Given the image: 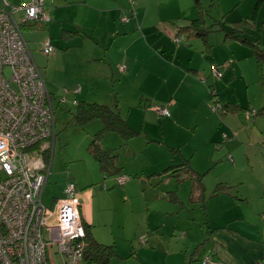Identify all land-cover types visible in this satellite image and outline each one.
Returning <instances> with one entry per match:
<instances>
[{
    "label": "crops",
    "instance_id": "crops-1",
    "mask_svg": "<svg viewBox=\"0 0 264 264\" xmlns=\"http://www.w3.org/2000/svg\"><path fill=\"white\" fill-rule=\"evenodd\" d=\"M5 1L7 0H3V5ZM59 2L60 6L69 9L76 7L73 17H64L62 20L74 23L80 31L89 32L97 43L96 54L98 49L100 54L104 51L103 57L101 55L93 57L95 62L109 64V50L107 51L106 46L99 41L102 30V33L109 32L112 40L120 39L122 36L130 38L128 46L121 48L123 57L114 61L123 60L127 63H124L126 68L121 73L129 72L128 75H131L137 65L144 62L145 65L152 63L150 58L157 57L156 67L164 69L166 71L164 74L178 77L175 90L169 93L148 92L144 105L146 115L139 130L132 126L128 118L121 113V107H118L122 117L138 133L125 141L118 133L109 132L97 143L103 149H113L118 155L119 174L104 172L88 147L94 140L95 134L104 126L101 120L98 130V125L94 124L95 129L91 135L92 140L87 145L86 154L78 155V159L77 157L69 159V162H81L76 168L70 169L68 181H74L79 191L77 195L80 199L83 223L98 242L114 248L115 254L106 264H203L206 258L210 259L211 264H264V111H261L264 106V55L261 59H257L255 53L253 55L252 51L245 48L249 45L253 52H256L253 44L227 36V31H232L234 23L239 20L233 21L232 27L228 29L222 24V29L217 27L216 31L219 34L215 40H210L213 44L217 42L218 51L214 54L213 49L207 52L211 53L212 60L218 64L224 61L231 63L228 65L231 69L222 77L226 80V84L231 82L227 86L232 87L233 99L225 98L224 114L220 116L210 112L207 105L208 88L211 85H218V82H212V79L207 82L211 73H200L202 63L193 62V58L197 60L199 51L196 48L191 50L193 49L191 47L202 45V42L197 40L200 37L191 34L187 37L188 44L182 43L181 40L176 41L177 37L181 39L182 34H190L182 27L188 26L190 21L199 15V7L194 0L192 3L188 0L159 2L155 0L158 6L153 16L151 11L142 14L141 9L135 8L133 18L127 22H123L120 18L123 7L120 0L118 3L116 0H59ZM263 3L264 0H258L254 5V13L242 18H251L254 25L245 24L247 26H244L241 32L251 34L245 37L264 51V21L261 23L258 35L254 36L252 33V30L258 27L257 17L262 11L260 8ZM3 5L0 4V7ZM124 10L127 11L125 5ZM149 14L152 16L150 21ZM155 18H157L156 24H154ZM63 31L66 33L69 29ZM48 40L52 42L51 38ZM175 41L180 43L175 44ZM111 42L113 41L109 44H113ZM209 42H205L206 47L209 46ZM55 52L56 48L53 53ZM242 59L249 61L251 65L249 70L239 63ZM119 65L123 64H118L120 70ZM199 74H201L200 79L197 78ZM255 82L262 85L251 88V84ZM180 86L186 88L179 92L177 88ZM100 90L101 85L99 92L105 95V99H99L102 100L99 103L112 108H116V105L120 106L121 100L117 93L112 97L108 94V90L105 89L104 92ZM83 91L85 92L82 93ZM50 93L54 104V94L51 91ZM79 93H82L80 95L82 100L74 99L76 107L81 102L98 103L90 101L98 98L91 97L89 88L85 89L81 86L80 91H74L75 95ZM146 93L141 92V99L136 95L130 103L131 107L135 105L141 107L142 105L139 104ZM62 99L66 104V97ZM150 103H156L157 106L167 105L170 116L159 115L155 108H150ZM147 124L153 126L155 130L151 131ZM186 126L188 129L193 127L192 134L198 137L193 142V146L189 147L190 150L186 144L191 135L186 138L182 131ZM205 127H208L206 135ZM204 142L207 144V150L204 149ZM153 144L159 145L160 148L164 147L165 150L155 154L150 151ZM196 155L198 157L195 160ZM49 161L52 162V156ZM184 162L190 165L191 173L183 172L180 177H176L167 171L169 166ZM201 163L209 166V169L222 167L223 173L217 177L218 181H215L211 189L210 198L218 196L219 202L224 205L223 208H228V211L223 215V223L217 224L212 232L208 231V237L203 239L208 246L205 259L190 257L189 260L188 257L194 255L190 253L193 245H189L191 248L185 251L183 246L186 241L190 244L197 242L193 241L194 236L189 235V230L185 229L187 232L184 233V237L178 235L183 241L180 243V248L172 249L166 244L165 228L173 224V228L177 230L176 219L181 215L182 199L173 187L169 190H159L160 192L157 190L162 180H166L169 185L170 178L180 180L184 173L192 179L201 175L198 173L202 172L201 169L197 168ZM121 174L128 175V178L119 184L116 179ZM54 182H58L60 188L53 195L51 204L63 197L65 189L63 181L56 178ZM219 183H224L229 188L214 193ZM203 185L202 189L198 184L196 200L202 202L206 208L207 186L204 181ZM209 218V228L214 227L211 221L216 217L209 216ZM88 264L99 263L88 262Z\"/></svg>",
    "mask_w": 264,
    "mask_h": 264
},
{
    "label": "rangeland",
    "instance_id": "rangeland-1",
    "mask_svg": "<svg viewBox=\"0 0 264 264\" xmlns=\"http://www.w3.org/2000/svg\"><path fill=\"white\" fill-rule=\"evenodd\" d=\"M26 1L27 0H7V2L12 5H19L21 3H25ZM116 1L118 3V0ZM157 1L159 2L161 0ZM257 1L258 0H201L199 11L202 17H204L205 25L211 26L212 24H215V26L205 35L206 40H204L202 37L197 39L198 42H202V45H194L191 47L193 48L191 50H194L196 48L199 51L197 60L193 58V62L195 61L194 63L196 64L202 63L200 73H211L212 76L210 75V77L207 79V82H210L211 79L212 82H218V85H211V89L216 92V97L219 101L214 102L213 96L210 93V88H208L209 97L207 99L209 111L211 110V107L216 104L222 105V108H220L218 111H210L216 113L217 115L221 116V114H224L225 107L223 105L225 104V98H232V87L227 86V84L231 82H228L226 84V80L222 77L231 69L228 68V65L231 63H229V61H224L218 64L217 62H214L212 60V56L210 55L211 53L207 52L213 49L212 53L214 54V52L218 51V46L216 45L217 42H214L213 44L212 40H215L217 34H219L217 33L218 31H216L219 23H221L227 29L229 27H232L231 25L233 21L240 20L254 13V5H256L255 3ZM120 2L123 4L120 18L127 16L129 17V19L133 18L132 15L134 14L135 8L136 10L141 9L142 14L151 11V15L153 16L157 11L158 6L155 0L153 4L152 0H120ZM188 2L192 3L193 0H188ZM238 2L240 3L238 4ZM3 3V0H0L1 6L3 5ZM165 4L166 3H164V5ZM60 5L61 4L59 0H47L45 4V11L50 15L49 17L51 20L47 22L40 21L41 23L36 29L22 30L23 35L31 49V53L33 54L32 56L34 57V61L39 67L45 79L47 87L54 94L53 97L55 98L54 105L56 108V137L54 142L51 141V149L49 150V154H52V175L48 185L44 189L42 196V201L46 206L52 205V197L60 188V185H58L59 183L54 182L55 179L58 178L59 180L63 181V185L66 187L67 183L69 182L68 173L70 172V169L76 168L79 163H81L80 161L69 162L70 157H77L78 159V155L86 154L87 145L91 142V135L95 129L94 124L98 125L97 130L100 128V119H93L90 122L94 123L89 122L85 126L79 125L77 123L76 117L73 116V113L75 114L77 110V107L75 106L76 101L74 99L82 100V97L80 95L85 91L77 95L74 94V91H80L81 86L85 89L89 88L90 93H92L90 94L91 97H94L95 99L98 98V100L90 101H97L98 103L102 101H100L99 99H105V95L99 92V85H101L102 92H104L103 90L106 89L108 90V94H110V96L112 97H114L115 93H117L119 99L121 100L119 104V108L121 107V113L126 118H128L135 129L139 130L146 115L144 105L147 101L148 92L154 91L156 93H163L167 91L169 93L171 92V90L176 89V82L178 81V77L172 76L171 74H164V72H166L164 69L162 70L160 67H156L158 64L156 60L157 57L150 58L152 60V63L145 65L144 62L141 65H137L136 68H134V70L132 71L131 75H128L129 72L121 73L122 71L119 70L118 64L120 63L124 65V63H127L123 60H121V62L114 61L123 57L121 48L128 46L127 44L129 43L130 38L128 36H122L120 39L117 38L116 40H112L109 32L102 33V30L99 34V41L103 43L104 46H106L107 51L109 50V64L105 65L103 63H98L97 61L95 62L93 60V57H99V55L103 57L102 55L104 54V51L100 54L98 49V52L96 54L95 50L97 48V43L94 42L91 34L87 31H80L78 26L74 23H68L62 20L64 17H73L76 7H70L71 9H69V7ZM124 5L127 8L126 12H124ZM3 7H0V9H2ZM261 9L262 11L257 17L258 27L257 29L252 30L254 36L258 35L261 23L264 21V3L260 10ZM96 14L97 11L94 15L93 20H95ZM151 15L149 14V21L152 20ZM15 18L17 22L22 23L23 19L25 18V11H16ZM156 20L157 18H155L154 24L157 23ZM68 29L69 32L65 33L63 31ZM239 35L241 37H245V35L250 36L251 34L240 33ZM96 37L98 39V34H96ZM187 37V34L181 35L182 43L188 44ZM49 38H51L53 43L52 45L55 46L56 52L53 53L55 51L54 50L52 53L46 54L43 49L45 43ZM110 41H113L111 42L113 44H109ZM207 41H210L208 47H206L205 44V42ZM179 43L180 42H176L175 44ZM245 48L250 52L252 51L253 55L255 53L254 56H256L257 59H261V57H259V55L255 51L253 52L251 46L248 45V47ZM239 63L246 67V69L248 70L249 66H251L247 59H242ZM212 64L218 65L220 71L222 72V76H216L212 74ZM6 73L7 75H9L8 70L6 71ZM197 78L200 79L201 74L197 75ZM87 83L88 85H86ZM261 85L262 83L255 82L251 84V88ZM184 88L186 87L180 86L177 89L179 90V92H182ZM142 91L147 92L146 95H144L142 98V106L138 107L135 105L131 107L130 103L136 95L138 99H141ZM249 93L251 92L249 91ZM62 97H66V104L61 100ZM155 104L156 103H152L151 105H149L150 108L156 109L157 105ZM147 126L151 129V131L155 130V128H153V126H151L150 124H147ZM157 129L158 128L156 127V131ZM182 131L184 132L186 138L189 137L188 135H191L186 144V147L190 150L189 147L193 146V142L197 140L198 137L193 136V127H190V129H188V127L186 126L182 129ZM109 132L113 131H107L105 135H107ZM207 132L208 127H205L204 134L206 135ZM204 145V149L207 150V144H205V142ZM152 146L153 147L150 148V151L155 154H158L157 152L160 153L161 150V152L165 150L164 147L160 148L157 144H153ZM47 155L48 154L45 153L44 157H46ZM197 157L198 155L195 156V160L197 159ZM206 167L207 166L202 163L197 167L201 169L202 172L198 173L204 175L202 179L207 186L205 191V197L207 198L206 208L202 202L196 200L197 191L199 190L197 188L199 184L198 179L196 177L192 179L186 173L182 175L180 180H177L176 178H170L169 185L167 184L166 180H162L160 182L159 189L157 190L158 192H160L159 190H169L170 187H173V190H177V193L182 199L181 205H183V207L181 209V215L180 217H178V219H176L177 230L173 228V224H171V227L167 226L165 228L167 239L166 244L172 249L180 248V243L183 241L178 235L181 234V237H184V233L189 230V235L192 234L194 236L193 241H197L193 242L192 244H190L189 241H186V244L183 246V249L185 251L191 248V246L189 245H193L190 253H193L194 255H190L188 257L189 260L190 257L196 258L198 260L205 259L204 257L206 256V253L208 254V252H205L207 251L208 246H206L207 242L203 239L204 237H208V231L212 232L217 224L223 223V215L224 213H226V211H228V208H223L224 205L219 202L218 196L210 198L212 193L211 189L212 187H214L213 185L215 181H218L217 177H219L223 173L222 167L216 166L211 167L210 169L208 168L209 166L207 168ZM187 175L188 177H186ZM192 191H194V193ZM78 192L79 191L77 190V193ZM209 216L216 217V219L211 221V223L214 224V227L211 226L209 228L208 226V221L210 220ZM194 231L197 232L193 233ZM203 243L206 248L202 246ZM52 254V260L54 264H60L62 258L60 255H57L54 252V248L52 249ZM170 261L172 260L170 259Z\"/></svg>",
    "mask_w": 264,
    "mask_h": 264
},
{
    "label": "built area",
    "instance_id": "built-area-1",
    "mask_svg": "<svg viewBox=\"0 0 264 264\" xmlns=\"http://www.w3.org/2000/svg\"><path fill=\"white\" fill-rule=\"evenodd\" d=\"M44 1L30 0L19 6L5 1L0 9V264H54L53 248L62 258L60 264H88L76 183L70 180L63 197L51 206L42 201L51 174L44 154L50 156L51 141H55L56 111L14 13L24 10L27 19L42 16L48 20ZM54 50L47 40L44 52ZM212 71L222 76L218 65L212 64ZM212 96L214 102L219 101L215 91ZM220 108L216 104L211 110ZM156 110L170 116L166 105ZM127 178L121 174L116 180L122 184ZM203 264H211L210 259Z\"/></svg>",
    "mask_w": 264,
    "mask_h": 264
},
{
    "label": "trees",
    "instance_id": "trees-1",
    "mask_svg": "<svg viewBox=\"0 0 264 264\" xmlns=\"http://www.w3.org/2000/svg\"><path fill=\"white\" fill-rule=\"evenodd\" d=\"M29 1L30 0H27L26 3ZM46 1L47 0L44 1V5H43L44 11H45ZM194 2L198 7H200L201 0H194ZM10 5H12V4H10ZM13 6H18V5H13ZM18 11H20V10H18ZM45 13L48 16H50L46 11H45ZM14 18H15V13H14ZM15 20H16V18H15ZM49 20H51L50 17L48 20H46L42 16H39V17L34 18V19H27L26 14H25V18L23 19V22L22 23L17 22V24L20 28L21 33L23 34L22 30L36 29L40 25V23H41L40 21L47 22ZM122 20H123V22H127L129 20V17L124 16L122 18ZM245 24H247V25L253 24L254 25L251 18H245V19L236 21L234 23V29L232 31H227V36L239 38L242 42H249V43L253 44V46L256 47L257 54L260 57L263 56L264 55L263 49L259 48L257 45H255V43L251 42V40H249L248 38L241 37L239 35L240 33H243V31L241 32V29L244 26H247ZM214 26H215V24H212L211 26H206L205 21H204V17H202V15L200 14V11H199V15L196 18L192 19L188 26L182 27V29L187 31V32L188 31L190 32V34L188 33V35H187L188 37L192 34L193 36L202 37L204 40H206L205 35ZM218 27H219L218 29H222L221 23H219ZM23 37H24V35H23ZM178 38H180V37H178ZM119 67H120V65H119ZM125 68L123 70L120 69V71H124ZM211 87L212 86H209L210 93L212 95V92L214 90H212ZM139 105H142V103H140ZM118 107H119L118 105H116V108H112L108 105H104L101 103L81 102L77 106V110H76L75 114L73 113V116L76 117V119H77V123L79 125H82V126L85 125L86 123H88L89 121L93 120V119H100L103 121V123H104L103 128H101L95 134L94 140L89 144L88 147L91 150V152L93 153V155L95 156V158L99 161L101 169L104 172H107V173L113 174V175L119 174V172H120V167L117 164V156L118 155L113 152L114 151L113 149L101 148L100 144L97 143L98 140H100L101 137L104 136L107 131H113V132L118 133L125 141H128L130 138H132L134 135H136L138 133L133 128H131L129 126V124L127 123L126 119L122 117L120 111L118 110ZM261 111H264V106L261 108ZM49 155L50 156L47 159L48 161L51 159L52 154H49ZM167 171H170L171 175L176 176V177H180L181 173H183V172H187V173L192 172L190 165L187 162H184L182 164L175 165V166H169L167 168ZM196 178L198 179V182H199L201 188L203 189L204 185H203V181H202V174L197 176ZM227 188H229V187L224 185V183H219L217 185V187L215 188L214 193L226 191ZM85 231H86V237L84 238V241L86 243V247H85V259H86V261L87 262H97L99 264H106L108 262V260L115 254L113 246L98 242L91 235L89 228L87 226H85Z\"/></svg>",
    "mask_w": 264,
    "mask_h": 264
},
{
    "label": "water",
    "instance_id": "water-1",
    "mask_svg": "<svg viewBox=\"0 0 264 264\" xmlns=\"http://www.w3.org/2000/svg\"><path fill=\"white\" fill-rule=\"evenodd\" d=\"M52 163V162H51ZM51 169V168H50ZM51 175V174H50ZM49 181V180H48ZM47 186V185H46Z\"/></svg>",
    "mask_w": 264,
    "mask_h": 264
},
{
    "label": "bare ground",
    "instance_id": "bare-ground-1",
    "mask_svg": "<svg viewBox=\"0 0 264 264\" xmlns=\"http://www.w3.org/2000/svg\"><path fill=\"white\" fill-rule=\"evenodd\" d=\"M19 5H21V4H19ZM19 5H18V6H19Z\"/></svg>",
    "mask_w": 264,
    "mask_h": 264
}]
</instances>
